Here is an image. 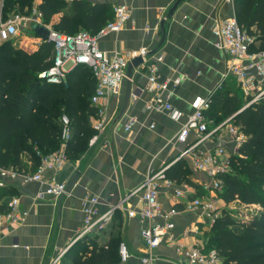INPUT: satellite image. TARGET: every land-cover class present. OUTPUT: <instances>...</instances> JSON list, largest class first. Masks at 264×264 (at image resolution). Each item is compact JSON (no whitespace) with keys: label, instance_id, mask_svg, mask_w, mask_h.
<instances>
[{"label":"crops","instance_id":"obj_1","mask_svg":"<svg viewBox=\"0 0 264 264\" xmlns=\"http://www.w3.org/2000/svg\"><path fill=\"white\" fill-rule=\"evenodd\" d=\"M103 1L110 3L112 15L117 4H125L130 10V18L122 30L111 31L99 39L101 49L109 55L143 47L149 53L162 38L161 21L165 18L164 42L156 52L147 54L144 62L133 69L132 76L128 77L126 71L120 93L102 102L106 121L99 138L92 141V136L87 148L78 157L69 158L58 170L44 173L46 177L68 184L80 171L79 178L67 192L56 200L49 196L41 200L37 198L38 191L43 187L40 182L24 181L21 175L4 178L6 184L0 186V211L6 209L12 196L18 195L20 209L26 211L27 215L23 222L0 236V264H48L83 228V200L86 196L99 197L95 208L103 212L129 195L148 173L158 171L175 160L184 145L175 143L172 138L185 121L186 114L192 112V102L197 95L215 93L220 83L221 87L229 84L231 88L240 89L243 105L246 102L236 78L233 75L225 76L229 58L224 50L215 46L217 37L213 31L219 20L235 15L234 0H181L170 15L176 0ZM60 15L56 14L53 22L58 21ZM24 21L20 23L32 33L31 22ZM39 44L36 41L30 48L18 45L34 51ZM150 65L157 66L158 79L161 80L184 76L179 84L170 86L164 92L181 111L178 118L172 117L168 111L147 107L152 94L142 88L148 82ZM128 81L129 102L120 115ZM130 117L135 119V123L126 130L125 123ZM94 119L92 117L91 122ZM185 159L193 174V181L197 183V187L187 183L193 192L190 198L208 194L203 183L210 181L211 177L204 171L195 170L190 159ZM23 163L25 167L21 170H35L27 155H23ZM182 183L174 181L175 187H181ZM173 189L161 188L159 200L164 210L174 205L182 209L185 205L184 198L175 196ZM219 203L223 209L231 204L223 199ZM142 206L139 191L122 202L105 230L93 233L99 236L100 241L118 238L126 242L130 257L124 264H141L140 257L145 253L141 231L150 222L138 215L128 214L129 210H138ZM173 221L174 228L155 250V264H187L176 250L178 244H197L204 251L213 249L209 247L211 227L200 211L182 210L173 217Z\"/></svg>","mask_w":264,"mask_h":264},{"label":"trees","instance_id":"obj_2","mask_svg":"<svg viewBox=\"0 0 264 264\" xmlns=\"http://www.w3.org/2000/svg\"><path fill=\"white\" fill-rule=\"evenodd\" d=\"M234 7L239 23L256 34L258 48L264 50V0H234ZM35 8L42 12L44 24L71 35L83 29L96 34L115 15L103 0H0L5 21L15 14L29 16ZM58 13L59 20L53 22ZM32 34L40 37L33 30ZM15 40L0 41V167L24 169L27 155L36 169L42 155L60 147L63 114L70 119L68 157H78L96 133L91 122L98 116V107L91 103L97 83L92 69L78 64L62 82H47L40 74L53 65L54 43L41 39L31 51ZM242 106L240 89L228 84L213 94L208 112L217 123L235 114L233 119L248 135L232 158L231 170L223 175L219 195L227 203L257 205L259 210L245 221L224 210L211 226L209 244L222 264H264V96L241 110ZM189 167L185 158L179 159L165 169V177L197 187ZM77 241L61 264H124L118 238L104 242L97 234H87Z\"/></svg>","mask_w":264,"mask_h":264},{"label":"built area","instance_id":"obj_3","mask_svg":"<svg viewBox=\"0 0 264 264\" xmlns=\"http://www.w3.org/2000/svg\"><path fill=\"white\" fill-rule=\"evenodd\" d=\"M114 12V18L96 34L84 29L74 35L63 34L46 24L50 28L49 40L54 43V59L53 65L40 76L47 82L60 83L66 79V74L76 65L84 64L92 69L96 78L97 83L91 96V103L98 107V116L92 121V126L96 131L92 141L97 140L105 128L106 117L101 106L102 102L107 101L111 95L120 93L129 62L135 57H146L148 54V49L145 47L139 50L127 49L113 55L101 49L100 37L111 31L122 30L130 18V10L125 4L114 5ZM42 16V12L35 8L29 16L15 14L4 22L0 19V41L17 36L22 19L43 23ZM213 31L217 37L215 46L224 50L229 58L225 76L233 75L244 93L246 102L241 108L244 109L264 96V50L258 48L259 40L256 34L250 33L241 25L236 15L219 20ZM147 75L148 82L145 88H142L152 94L147 107L156 111H168L172 117L178 118L182 114L181 111L164 95V92L170 86L179 84L184 76L158 79V69L155 65L149 66ZM220 88L221 83L217 86V90ZM213 94L214 92H211L209 95H197L194 98L192 112L186 114L185 121L172 138L175 143L184 145V149L175 160L158 171L148 173L129 195L120 202L111 204L103 212L95 208L99 197L86 196L84 198L83 228L72 242L50 259L48 264H60L62 257L76 240L87 234L105 230L116 209L122 206V202L127 201L131 195L139 191L143 206L138 210H129L128 214L138 215L141 219H147L150 222L141 231L145 242V253L140 257L141 264H155L157 257L155 250L174 228L173 217L182 210H198L209 224H214L223 212V207L221 208L219 203L222 200L219 193L224 186L223 175L231 170L232 158L248 139V135L233 119L235 114L218 123L214 122V118L208 114L213 103ZM61 120L63 130L60 147L47 155H42L41 162L33 172L20 171L14 167H0V186H5L4 178L21 175L24 181H37L42 184V189L37 193L38 199L42 200L49 196L56 200L67 192L66 182H58L53 177H46L44 174L46 171L60 169L69 159L67 142L70 138V119L63 114ZM134 123L135 119L130 117L125 123V129H131ZM211 144L214 145L211 146ZM182 158L190 159L195 170L204 171L211 177L210 181L203 183L204 188L210 194L190 198L193 192L187 183L183 182L181 187H175L174 181L165 177V169ZM163 187L174 188V195L184 198L185 205L182 209L177 208L176 205L169 210L163 209L159 200ZM244 206L252 207L253 205L244 204ZM26 215V211L20 209V197L12 196L6 209L0 211V236L23 222ZM176 250L187 261V264H222V257L215 248L204 251L197 244L190 246L178 244ZM119 253L123 262L129 259L130 251L126 242L120 243Z\"/></svg>","mask_w":264,"mask_h":264},{"label":"water","instance_id":"obj_4","mask_svg":"<svg viewBox=\"0 0 264 264\" xmlns=\"http://www.w3.org/2000/svg\"><path fill=\"white\" fill-rule=\"evenodd\" d=\"M180 1L181 0L175 1L174 6L171 8L168 15H170L173 12V10L177 7V5L179 4ZM165 21H166L165 18L161 21V30L163 32V35H162V38H161L158 46L156 48H154L152 51H150L148 54L156 52L157 49L163 44L164 39H165V32H166ZM31 29L33 30V32L38 33L42 40H45V41L49 40L50 28L48 25L34 21V22H31ZM144 60H145L144 56H138V57L133 58L129 62L128 67H127L128 77L132 76L133 69L136 68L137 66H139L141 63H143ZM129 97H130V81L127 82V94L125 97L124 105L121 108L120 115H122L124 113V111L127 107V104L129 102ZM79 175H80V171H78L76 173V175L72 178V180L69 181V183L67 184V187H66V191H68L69 188L77 181V179L79 178Z\"/></svg>","mask_w":264,"mask_h":264},{"label":"rangeland","instance_id":"obj_5","mask_svg":"<svg viewBox=\"0 0 264 264\" xmlns=\"http://www.w3.org/2000/svg\"><path fill=\"white\" fill-rule=\"evenodd\" d=\"M10 15L11 14H9V16ZM2 17H3V14L0 13V19H1L2 22H4L6 18L4 19ZM22 20L24 21L25 19H22ZM25 21H27V20H25ZM49 25L52 26V24H49ZM18 30H19L18 35L15 36L16 37V40H15L16 44L18 43V44H21V45H23V46H25L27 48H30L33 44H35L36 41H38V43H39L40 40H41L40 37L35 38V39L30 38V37H34V35L32 33L28 32V30H26L25 26L22 25L21 23H19V29ZM244 102H245V100H244ZM208 194H210V192ZM109 197H111V196H109ZM224 208L225 209H223V211L224 210H232L233 216L237 220H240V221L248 220L254 213H256L259 210V207L257 205H253L252 207H248V206H244V204H241L238 201H232L229 207H224ZM209 225L211 227V224H209ZM209 234H210L209 236L212 235V230H211V232ZM209 247H210V244H209Z\"/></svg>","mask_w":264,"mask_h":264}]
</instances>
